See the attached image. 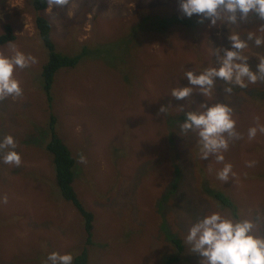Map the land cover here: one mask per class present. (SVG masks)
<instances>
[{
  "label": "rangeland",
  "instance_id": "rangeland-1",
  "mask_svg": "<svg viewBox=\"0 0 264 264\" xmlns=\"http://www.w3.org/2000/svg\"><path fill=\"white\" fill-rule=\"evenodd\" d=\"M168 1L50 0L45 13L52 21V37L58 48L63 50L70 44L77 53L75 49L80 51L82 46L76 39L99 46L101 52L85 58L76 68L84 63L78 73L87 76L86 82L69 72L71 69H61L49 101L43 95L42 76L49 54L40 34L36 35L32 2L0 0V32L10 23L20 37V43L0 45V52L13 56L21 51L22 43L23 53L34 58L28 67L14 71L23 94L0 99V140L12 135L22 157L19 167L0 159V264H49L51 252L71 253L75 259L84 248V218L63 198L56 184L45 143L49 137L42 133L53 114L58 134L80 163L76 191L95 214L89 264H163L177 252L171 236L180 238L190 252L177 264H202L203 258L186 240L189 229L212 212L233 216L207 200L197 154L206 167L204 182L229 189L238 203L239 220H251L255 234L264 237V131L259 130L264 127V100L219 79L206 97L198 87L194 93L193 87L192 95L175 100L172 89L188 81L180 71L171 70V62L166 64L170 58L184 69L218 67V55L231 46L228 36L238 35L247 43L240 54L256 71L264 60V44L257 46L248 36L264 38V19L250 12L229 23L221 11L216 25L208 18L204 25H195L194 31L187 26L170 30L149 49L142 41L141 47L155 59L148 61L150 65L147 61L140 64L152 71L135 70L125 76L122 71L132 69L130 57L134 58L139 46L130 48L119 34L132 30L140 4ZM171 1L180 9V0ZM181 30L183 33H178ZM162 67L165 69L158 76ZM258 75L256 83L246 81L248 88L264 90V74ZM230 84L235 85V91ZM229 87L231 92H226ZM204 103L228 105L236 121L239 138H228V148L221 150L223 161H217L215 155L201 158L198 135L181 132L185 116L175 120L177 131L164 140L167 123H163L161 105L173 114L202 111ZM178 104L187 106L177 108ZM252 127L258 131L249 138ZM172 151L175 158L168 159ZM226 164L232 166L227 182L218 178Z\"/></svg>",
  "mask_w": 264,
  "mask_h": 264
},
{
  "label": "clouds",
  "instance_id": "clouds-1",
  "mask_svg": "<svg viewBox=\"0 0 264 264\" xmlns=\"http://www.w3.org/2000/svg\"><path fill=\"white\" fill-rule=\"evenodd\" d=\"M55 2L61 3L62 0ZM180 9L187 17L197 15L202 20L210 18L212 25H216L220 19L221 11L226 14L229 23L247 17L250 12H255L264 19V0H180ZM228 39L231 46L224 49L222 55H218L219 66L207 67L203 71L189 70L183 77L188 84L173 88L171 97L178 101L185 100L192 95L193 87H198L200 94L206 97L218 79L241 88L246 87L247 83L257 82L258 74H264V60L253 71L247 58L240 54V50L247 46L246 41L238 35H229ZM253 39L257 46L264 44V38L249 34L248 40ZM30 62H34V58L21 51H16L13 56L0 52V99L23 94L20 82L14 77V71L16 68L28 67ZM231 90L230 87L225 89L226 92ZM203 108V111L192 110L185 113L184 122L180 125L181 132H195L198 135L202 159L206 160L215 155L217 161H223L221 150L228 148V138H239L232 109L224 103H204ZM166 113V106L161 105L160 114ZM259 130L264 131V127ZM257 131L256 127L250 128L249 138L255 137ZM16 147L12 135L0 140V159L4 164L17 167L21 165L22 157ZM231 170L232 166L226 164L218 173V178L227 182ZM186 240L192 246L193 252L203 258L202 264H264V237L255 234L251 220H236L220 212H212L191 226ZM47 261L49 264H73L74 257L71 253L51 252Z\"/></svg>",
  "mask_w": 264,
  "mask_h": 264
},
{
  "label": "trees",
  "instance_id": "trees-1",
  "mask_svg": "<svg viewBox=\"0 0 264 264\" xmlns=\"http://www.w3.org/2000/svg\"><path fill=\"white\" fill-rule=\"evenodd\" d=\"M32 2L34 11H35V17H34V24L36 28V35L37 32L40 34V37L42 41L44 42L47 51H48V59L43 65L42 69V76L44 80V89L46 92V95L43 94L46 98V100L52 101V87L55 81V77L57 73L61 69H71L69 72H75L77 74L78 78L83 80V82H86L87 76L84 78L79 75V69H76L79 64L86 58L94 56L96 53L101 52L99 46H92L96 48H92L90 45H88L86 42H79L75 39V42L82 46V49L78 51L75 49L77 53L74 52V48L72 45L67 44L66 47H63V50L59 49L56 41H54L52 37V30H53V24L50 18L46 15L45 11L47 10L50 0H30ZM170 1V2H169ZM166 3H146V4H140L139 10L137 13V19L134 23V27L130 32H124L122 34H119L120 37L124 36L125 41L127 44L132 48V45H136V47L139 46L137 49L138 52L134 53V58L130 57V62L132 69L126 68L125 71L123 68H121L124 73V75H130L135 70H139L141 73H146L150 70V68H146L145 64L141 62L147 61L148 65H150L148 61L154 60V55L150 51H145L141 47L142 41L144 42V46L146 49H149L152 45V42L157 39H161L162 35L165 34V32H170V30L177 29L182 26H187L189 30H192L195 25H198L199 27L204 25V22L208 20V18L201 19V18H195L197 15H193L192 17L182 16L183 13L179 8L174 6L171 0H169ZM194 31V29H193ZM178 33H183L181 30ZM34 35L33 37H35ZM19 36L15 32V28L12 24L7 23L3 27V31L0 32V45L4 46L6 44H11L15 42H19ZM140 44V45H139ZM21 52H24V46L21 43ZM103 47V46H102ZM144 52H141L142 50ZM74 52V53H72ZM173 59L168 58L166 64L168 65V62H171V65L173 68L171 70H178L182 74L185 75L186 72L189 70H192L191 67H186L185 69L182 67H178V64L175 63V65L172 63ZM122 66H126V62L124 59H122ZM176 66V67H175ZM76 69V70H75ZM143 69V70H140ZM165 67H162L159 72H162ZM74 70V71H73ZM152 71V70H150ZM133 76H135L133 74ZM146 76V75H144ZM144 76H142L144 78ZM128 79V78H127ZM76 80L77 77H76ZM186 83L185 85H187ZM233 85V84H230ZM233 90L235 91L236 87L233 85ZM195 88V87H194ZM245 91L248 93L254 92L257 96H261V99L264 100V90H261L258 88L256 90L253 87L248 88V85L244 87ZM194 93H197V90L195 88ZM165 99H168L165 97ZM173 99V98H172ZM195 102V100L193 99ZM193 104V103H191ZM190 105V104H189ZM195 106V104H193ZM175 106V105H174ZM184 104H178L177 108L184 109ZM198 106V105H197ZM176 107V106H175ZM199 107V106H198ZM201 108V107H200ZM203 111V109L201 108ZM185 110L180 111V113L176 112L173 114H169L168 112L165 114V117L163 119V123L167 126L163 134L164 140L166 141L168 135H172L174 131H177V127L175 126V120L178 122L179 118H183L185 116ZM48 127H45L42 133L49 137L48 140L45 141L46 143V149L52 156V161L55 168V178H56V184L65 200H67L69 203L74 205L76 209L79 211V213L83 216L85 221V242L83 245V249L74 259V264H89L90 261V248L93 245V238H94V221H95V214L93 211L89 210L85 204L81 201L78 192L75 188V180L78 178V171L80 169V163L77 161V157L74 156L72 149L69 147V145L65 142V140L58 134L56 130V123L57 118L53 114L48 119ZM163 129V131H164ZM170 131V132H169ZM47 138V137H46ZM200 150V145L197 148V151ZM199 155L197 154V160L196 163L198 173L200 174L201 181L204 183V188L206 189L207 194V200H209L212 203H217L218 208L220 210L226 209L227 212H232L231 215L233 216V219L239 220V207L237 201L233 198V194L229 189H223V187H210L209 184H206L204 182V172H205V164L199 159ZM175 158V153L170 152L168 159ZM227 217H230V214L226 215ZM171 236V235H170ZM175 244L177 248V252L173 257L166 258L164 260L163 264H177L179 263L180 259L184 257L185 253H188L190 255V252L185 250V247L183 245V241L180 238H174L173 236L170 237Z\"/></svg>",
  "mask_w": 264,
  "mask_h": 264
}]
</instances>
